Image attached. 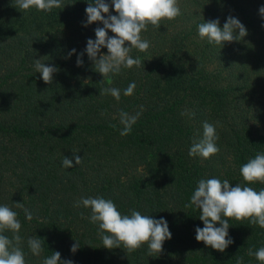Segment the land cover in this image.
Segmentation results:
<instances>
[{
    "label": "trees",
    "instance_id": "16d2710c",
    "mask_svg": "<svg viewBox=\"0 0 264 264\" xmlns=\"http://www.w3.org/2000/svg\"><path fill=\"white\" fill-rule=\"evenodd\" d=\"M89 2L62 0L50 12L23 13L13 0H0V205L17 213L25 264H42L55 251L73 264H237L238 257L261 264L247 252L264 247V228L230 219L234 242L221 252L196 240L195 229L204 227L201 213L185 205L200 179L264 188L240 174L243 164L264 153V0H178L181 15L159 27L149 24L141 32L149 49L130 52L145 63L122 67L103 83L85 51L103 27L85 26ZM110 13L117 15L114 7ZM229 16L245 26L244 38L215 45L199 37V23L218 19L222 28ZM35 59L58 69L51 83L36 72ZM132 82L133 95L124 96ZM109 86L121 89L119 101L100 95ZM141 106L131 133L121 136L119 113L135 115ZM204 121L216 128L219 152L190 157ZM65 156L74 167L62 166ZM81 197L110 199L122 215L135 209L163 218L172 237L152 257L147 243L129 256L123 248L108 249L89 220L91 210L75 206ZM3 234L12 237L11 231ZM29 237L42 239L39 256L31 253Z\"/></svg>",
    "mask_w": 264,
    "mask_h": 264
},
{
    "label": "clouds",
    "instance_id": "9594fccd",
    "mask_svg": "<svg viewBox=\"0 0 264 264\" xmlns=\"http://www.w3.org/2000/svg\"><path fill=\"white\" fill-rule=\"evenodd\" d=\"M13 6L21 12L32 8L38 11L50 12L53 8H60L62 0H13ZM110 7H114L117 15L110 13ZM87 14V26L94 22H101L103 27L95 29L96 39L87 40L86 53L94 62V70L102 74L104 82L110 75L119 74L122 67H139L142 62L140 57L132 58L130 52L133 48L140 52H146L150 42L142 39L141 32L147 31L151 24L159 27L162 20H173L181 15L178 0H112L111 5L106 0H91L85 9ZM264 15V6L259 9ZM104 14H108L107 17ZM198 35L201 39H207L209 44L224 45L225 42L241 40L247 35V29L238 18L229 16L227 22L221 28L220 21L213 20L202 22L197 25ZM109 30L114 36H109ZM238 33V34H237ZM106 47L107 54L101 53ZM71 50L69 56L75 53ZM83 53L77 58V66L83 64ZM34 67L36 72L42 74L45 83H51L53 74L58 71L56 67L47 66L41 63V59H35ZM199 67V66H198ZM136 88L135 82L123 89L124 96H131ZM100 95H111L117 101L121 97V89L116 87H104L100 89ZM141 110L135 115L121 110L119 113L120 123L123 128L121 136L131 133L133 125L142 114ZM181 115H188L187 110ZM194 115V113L192 114ZM116 127L115 125H111ZM218 136L213 124L203 122V134L199 139L194 138L188 155L190 157L210 158L219 152L216 144ZM73 150L75 165H79L82 159ZM73 159L65 156L62 166L72 168ZM243 180L248 184H264V153H257L254 158L248 160L240 168ZM174 184V183H173ZM83 205L91 210L89 220L98 225V235L104 247L108 249L123 248L127 256L139 249L143 244L148 245V255L161 253L163 244L171 239L172 234L165 219H153L151 216L142 215L135 209L130 210V215H122L115 203L103 197H81L76 202L77 207ZM195 205L200 210L199 219L203 221L204 227H197L196 240L204 242L207 246L223 252L234 241L229 237V220L248 219L251 225H258L264 228V188L259 191L252 187L237 184L233 187L227 179L221 181L218 178L200 179L194 190L191 201L185 207ZM17 207H23V203H16ZM26 219H33L32 213L24 209ZM217 223L221 226L217 227ZM21 223L17 219V213L7 205H0V264H25L24 252L21 248L22 237L19 235ZM5 231H11L12 237L4 235ZM107 233V234H105ZM42 239L29 237L27 244L33 255L39 256L43 251ZM80 247L77 241L72 245L71 251L75 253ZM247 255L254 256L261 264H264V247L255 252L248 249ZM42 264H73L71 260H61L59 251L52 252V255L43 259ZM237 264H244L243 257L237 258Z\"/></svg>",
    "mask_w": 264,
    "mask_h": 264
}]
</instances>
